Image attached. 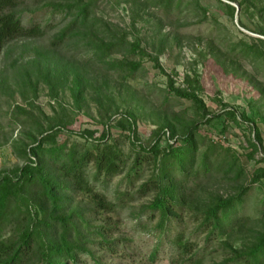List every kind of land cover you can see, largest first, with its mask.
Returning a JSON list of instances; mask_svg holds the SVG:
<instances>
[{
    "label": "rangeland",
    "instance_id": "1",
    "mask_svg": "<svg viewBox=\"0 0 264 264\" xmlns=\"http://www.w3.org/2000/svg\"><path fill=\"white\" fill-rule=\"evenodd\" d=\"M228 4L234 7L233 16ZM67 5L72 6L59 12ZM81 6L87 8L85 16L77 15ZM21 13L25 24L37 23L44 33L11 41L8 56L0 51V170L19 164L12 145L16 140L31 142L28 134L35 126L21 121L25 116L39 118V110L51 122L69 120L74 131L96 129V136L109 121L110 139L127 160L120 174L96 184L115 201L114 210L100 209L83 194L74 198L83 218L75 220L80 245L88 250L78 254L76 264H196V258L198 264H241L229 260L232 250L246 249L264 230V177L250 182L264 156V0H25ZM71 22L64 40L51 44ZM133 43L139 50L132 49ZM39 56L47 65L56 61L49 65L51 71L47 66L35 70L29 61ZM132 62L138 66L131 71ZM170 79L174 87L187 91L200 87L196 93L210 123L189 99L168 89ZM74 86H81L79 96ZM217 99L246 112L258 128L261 141L252 159L247 157L253 137L250 121L229 124L222 138L215 132L224 125L223 116L216 117L222 111ZM127 120L134 138L118 124ZM46 123L42 120L43 127ZM193 125L198 129L196 166L210 149L209 134L233 152L214 148L212 169L189 174L184 182L192 190L184 203L174 205L178 216L158 228V213L146 208L153 192L139 197L136 188L157 174L160 162L154 163L148 153L134 171L132 161L138 145L153 143L159 127L178 136ZM70 138L82 139L76 134ZM167 140V135L161 138V149ZM224 159V170L216 171ZM231 159L236 160L228 172ZM239 185L248 186L236 206L240 222L228 224L225 232L209 233L201 224L206 204L217 195L234 194ZM11 230L6 224L0 235L4 238ZM180 231L194 243L195 258L177 251L173 238Z\"/></svg>",
    "mask_w": 264,
    "mask_h": 264
},
{
    "label": "trees",
    "instance_id": "2",
    "mask_svg": "<svg viewBox=\"0 0 264 264\" xmlns=\"http://www.w3.org/2000/svg\"><path fill=\"white\" fill-rule=\"evenodd\" d=\"M247 1L252 0H245ZM24 3L25 0H0V51H3L6 56L11 52V48L8 47L11 41L37 37L44 33V29L39 24L24 23L21 13ZM71 6L60 8L59 12L67 11ZM227 7L229 14L233 16L234 7L229 4ZM86 10V6H81L77 15L85 16ZM73 22L55 34L51 44H59L63 41L67 29L71 28ZM106 47L111 48V44H107ZM132 49L139 50L138 43H133ZM29 62L36 71L45 66L51 71L50 67L56 63L55 60L48 62L49 67L45 59L40 56L34 57ZM137 66L138 63H130L131 71ZM167 86L176 96L189 99L204 122L210 123L211 119L206 116L205 104L196 93L200 87L195 86L191 91H187L174 87L171 79ZM73 89L76 90L77 96L82 92L81 86H74ZM216 102L222 109L216 117L224 118V125L222 124L221 128L215 131L221 135V138L229 124L237 126L243 121H250L252 124L253 137L248 140L249 151L247 152V157L252 159L261 141L255 123L248 118L246 112L238 113L233 108H227L220 100L217 99ZM16 108L24 112L20 106L17 105ZM42 120L47 122L45 127L42 125ZM50 120V117L40 110L39 118L33 115L25 116L21 123H31L35 126L28 134L31 142L26 144L16 140L12 145V153L19 164L11 169L0 170V230L6 224L12 225V230L6 237L2 238L0 235V264H68L69 262L76 264L78 254L88 250L80 245L82 242L79 240L82 235L75 220L82 222L83 218L81 210L73 205L74 198L80 194L88 196L94 205L102 210L111 211L117 205L96 186L97 182L120 174L127 164L116 142L110 139L109 121L96 136V129L74 131L68 127L72 124L69 120L61 118L54 122ZM118 124L134 138L130 120H127L126 124L122 121ZM63 132L69 135L66 137L57 135ZM71 134L80 136L81 141L71 139ZM165 135L168 136V140L163 150L160 148V142ZM196 135H198L196 125L187 128L178 136L171 129L161 126L153 143L148 147L138 145L139 152L132 161L131 170H137L140 161L148 159L146 157L148 153L152 154L154 163L158 165L160 162L157 174L142 181L136 188V194L139 197L153 192L146 208L158 213V228H162L169 218L178 216L174 205L184 203L189 191L192 190L188 183L184 182L187 181L189 174L193 172L194 176H197L201 173L206 174L212 169L214 161L211 160L210 155L213 154L214 148L219 147L233 152L222 146L220 140L218 141L214 135L209 134L210 149L200 155V161L196 166ZM171 140L173 141L170 142ZM174 141H180V143L175 145ZM235 160L228 164L226 171H231ZM259 162L261 165L254 169L251 183L264 177V156L259 159ZM225 164L224 159L216 164L215 170H224ZM240 173L242 169L237 171L234 179H237ZM247 191L248 186L239 185L234 194L217 195L213 201L206 204L202 211L203 221L201 222L204 229L210 230L209 233L215 230L222 233L226 231L225 226L228 224L240 222V218L236 215V206L242 202ZM98 235L103 242H106L103 233L99 232ZM173 243L180 255L189 254L188 259L196 257L194 243L185 238L183 232L175 234ZM107 244L110 242L107 241ZM232 253L233 257L229 259L231 261H240L241 264H264V230L258 233L256 240L249 247L242 251L232 250ZM199 262L196 258L195 263Z\"/></svg>",
    "mask_w": 264,
    "mask_h": 264
}]
</instances>
